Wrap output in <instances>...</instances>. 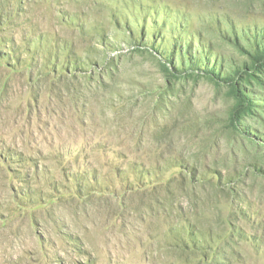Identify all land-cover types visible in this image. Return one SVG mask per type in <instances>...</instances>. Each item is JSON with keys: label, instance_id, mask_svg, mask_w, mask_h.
<instances>
[{"label": "rangeland", "instance_id": "rangeland-1", "mask_svg": "<svg viewBox=\"0 0 264 264\" xmlns=\"http://www.w3.org/2000/svg\"><path fill=\"white\" fill-rule=\"evenodd\" d=\"M0 264H264V0H0Z\"/></svg>", "mask_w": 264, "mask_h": 264}]
</instances>
